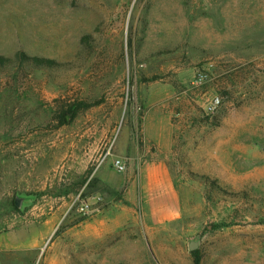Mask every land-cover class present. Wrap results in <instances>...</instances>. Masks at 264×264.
<instances>
[{
	"label": "rangeland",
	"instance_id": "rangeland-1",
	"mask_svg": "<svg viewBox=\"0 0 264 264\" xmlns=\"http://www.w3.org/2000/svg\"><path fill=\"white\" fill-rule=\"evenodd\" d=\"M18 52L0 264H264V0H0Z\"/></svg>",
	"mask_w": 264,
	"mask_h": 264
},
{
	"label": "trees",
	"instance_id": "trees-1",
	"mask_svg": "<svg viewBox=\"0 0 264 264\" xmlns=\"http://www.w3.org/2000/svg\"><path fill=\"white\" fill-rule=\"evenodd\" d=\"M30 66L34 70H48L58 67H62L63 64L56 62L53 59L40 58L37 56H29L25 52H18L14 57L0 56V72L7 69L22 68ZM99 102L87 103L84 101L75 102L70 105L64 112L61 126H66L77 118L79 114L87 111L95 106H98ZM194 264L202 263V256L198 252H193Z\"/></svg>",
	"mask_w": 264,
	"mask_h": 264
},
{
	"label": "built area",
	"instance_id": "built-area-1",
	"mask_svg": "<svg viewBox=\"0 0 264 264\" xmlns=\"http://www.w3.org/2000/svg\"><path fill=\"white\" fill-rule=\"evenodd\" d=\"M220 104H221V100L219 98L214 99L213 102L210 104L209 110L211 112H214L219 107ZM114 166L116 170L121 173H123L126 170V165L121 160H117Z\"/></svg>",
	"mask_w": 264,
	"mask_h": 264
},
{
	"label": "bare ground",
	"instance_id": "bare-ground-1",
	"mask_svg": "<svg viewBox=\"0 0 264 264\" xmlns=\"http://www.w3.org/2000/svg\"><path fill=\"white\" fill-rule=\"evenodd\" d=\"M185 29V28H184Z\"/></svg>",
	"mask_w": 264,
	"mask_h": 264
},
{
	"label": "water",
	"instance_id": "water-1",
	"mask_svg": "<svg viewBox=\"0 0 264 264\" xmlns=\"http://www.w3.org/2000/svg\"><path fill=\"white\" fill-rule=\"evenodd\" d=\"M19 202V201H18Z\"/></svg>",
	"mask_w": 264,
	"mask_h": 264
}]
</instances>
